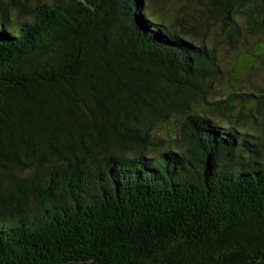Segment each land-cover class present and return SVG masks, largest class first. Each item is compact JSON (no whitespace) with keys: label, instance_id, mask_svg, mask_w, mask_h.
<instances>
[{"label":"trees","instance_id":"obj_1","mask_svg":"<svg viewBox=\"0 0 264 264\" xmlns=\"http://www.w3.org/2000/svg\"><path fill=\"white\" fill-rule=\"evenodd\" d=\"M202 3L0 0V264H264V0Z\"/></svg>","mask_w":264,"mask_h":264},{"label":"rangeland","instance_id":"obj_2","mask_svg":"<svg viewBox=\"0 0 264 264\" xmlns=\"http://www.w3.org/2000/svg\"><path fill=\"white\" fill-rule=\"evenodd\" d=\"M204 1V0H203ZM154 3L157 5H163L165 8L178 9V15L184 17L188 22L198 23H213L214 21L209 17V13L206 12L205 6L202 3V0H154ZM198 21V23H197ZM215 32V28L214 31ZM219 30L215 32L218 35ZM230 57L231 54H228ZM264 63V62H263ZM246 74L237 75L232 73L234 77H226V81L221 85L225 89L231 91H250L249 89L254 88V86L264 87V67L261 69L247 70ZM252 85V86H251ZM256 92V90H254ZM180 117H167L162 123H156L153 125V132L156 134V137L169 136L171 127L180 123ZM3 168L0 167V179L2 176Z\"/></svg>","mask_w":264,"mask_h":264},{"label":"water","instance_id":"obj_3","mask_svg":"<svg viewBox=\"0 0 264 264\" xmlns=\"http://www.w3.org/2000/svg\"><path fill=\"white\" fill-rule=\"evenodd\" d=\"M62 264H90V262H68V263H62Z\"/></svg>","mask_w":264,"mask_h":264}]
</instances>
